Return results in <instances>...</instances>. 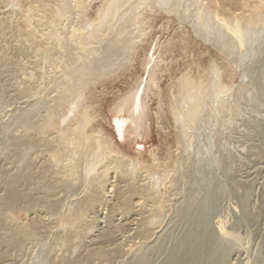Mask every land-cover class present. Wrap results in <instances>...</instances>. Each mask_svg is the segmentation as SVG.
I'll use <instances>...</instances> for the list:
<instances>
[{"label": "bare ground", "instance_id": "obj_1", "mask_svg": "<svg viewBox=\"0 0 264 264\" xmlns=\"http://www.w3.org/2000/svg\"><path fill=\"white\" fill-rule=\"evenodd\" d=\"M97 3H100L98 8ZM263 3L264 0H56L53 5L50 3L54 9L52 7L45 15L36 7L37 11L30 10L31 6L26 14L20 11L17 14L12 11L15 9H9L11 4L7 0H0V79L9 71L8 74L15 78V88H12L16 96L20 98L25 94L30 101L36 97L46 105L38 123L32 122L30 112L22 114L25 133L22 131L23 136L18 134V138L8 141L9 152L0 165V264L22 260L25 254L50 238L56 241L57 250L52 252L49 261L45 256L37 258L40 260L37 264H112L132 254L128 264H157L147 256L148 246L160 234L164 216L169 210L171 212L176 195L181 194L176 188L177 176L170 179V175L157 166L156 160L154 166L131 159L110 143L111 140H106L102 130L88 120L86 109L89 107L86 105L94 93L89 86L129 60L127 56L141 36L147 13L154 24L159 21L157 16L161 12L171 15L172 8L173 12L183 15L191 11L190 14L200 21L199 25L215 31L216 47L222 55L233 60L246 42L253 47L261 36L264 38ZM93 12L95 19L91 17ZM14 15L26 25L25 33L7 32L9 20ZM252 55H257L258 62L251 64L245 74L250 87L245 90L241 86L234 100L222 98L219 109L224 112V119L219 118L220 121L230 120L229 114L234 115L239 96L241 94L242 98L245 92L256 101L252 104L254 111L264 110V48L253 49ZM229 71L227 76L231 75ZM7 73L5 83L13 81L11 75L8 80ZM192 80L184 76L177 103L182 99L184 102L176 106L177 117L191 128L190 131L198 127L203 117L208 124V120L214 118L211 115L216 114L212 113L215 108L210 110L207 88H201ZM5 91L0 85V107ZM19 98L17 101L23 100ZM131 100V112L135 114L139 106L137 95L122 102L119 109L129 107ZM215 133V136L210 134L214 136V145L213 149L208 146L210 159L204 171L199 165L205 154L192 155L193 167L189 174L195 177L196 188L179 211L188 223L161 264H230L235 254L240 262L244 260H241V251H236L232 244L240 222L227 229L224 220L219 219L221 184L212 177V168L215 161L222 158L226 145L222 142V134ZM261 134L264 144V129ZM251 151V155L264 164L263 147L251 148ZM222 159L227 164L224 157ZM225 166L226 176L229 165ZM248 171L249 176L256 172L254 167ZM262 176L264 178V171ZM246 186L240 196L243 206L251 197V188ZM261 196L257 207L259 213H264V191ZM14 212L25 214V217L17 218ZM46 245L42 244V248ZM52 247L49 246L50 251ZM38 248L41 249V245Z\"/></svg>", "mask_w": 264, "mask_h": 264}, {"label": "rangeland", "instance_id": "obj_2", "mask_svg": "<svg viewBox=\"0 0 264 264\" xmlns=\"http://www.w3.org/2000/svg\"><path fill=\"white\" fill-rule=\"evenodd\" d=\"M7 1L12 6H10L9 9H15L12 11L17 14H19V11L21 14H26V10L31 6L30 10H34L32 8L36 7L37 10H40V13H44L45 15H48L52 7V10L55 7H50V3L54 4L56 2V0ZM90 1L93 0H89V2ZM94 1L96 2V0ZM47 4H49V7ZM255 5H262V3H256ZM98 6H100V3L96 4L97 8ZM169 7L171 8L172 4ZM97 8H95V10ZM173 9L174 8L171 10V15H168L166 12H161L157 16L159 21L154 24H152L149 19L150 16L148 13H145L147 17L145 16L146 19L144 23L147 25L148 21L150 25H147L149 26L147 28L143 23L140 35L144 36L145 33L148 34H145V37L142 36L145 39L140 36L138 41L135 42L131 53L127 56L126 60H128V58L129 60L122 62V64L118 66V69L104 75L103 78L101 76L98 81H96L97 85L92 84V86H89V90H94V93L91 96L92 98L90 97L88 99L89 101H87V103H89L86 105V107H89L86 109V111L88 110V120H92L91 124L95 123L96 128L101 129L105 134L104 137L107 136L106 140H111L110 143L114 144L117 149H120L123 154H126L131 159H136L144 164L154 166L156 165V160L158 162L157 166L166 171V173L170 175V179H175V175L177 176L176 188L178 193L181 192V194L179 193L178 196L176 195L177 200L173 204L175 208L171 206V212L169 210L166 213L167 215L164 216L165 219L163 220L165 221L164 223L162 222L163 225L160 229V234L155 238L153 243L148 246L149 250L147 256L150 261L154 260L152 263L157 262V264H161L163 260H166L172 251L171 249L174 248L180 235H182L185 225L188 223L184 214L179 211L181 208H184L183 206H185L189 196L192 195L196 188L194 184L195 177L189 174L190 167H193L192 155H196L197 152L205 154L201 157L202 163L199 165L204 171L207 166L206 162L210 159V154L208 153L210 149L208 148L210 147L213 149L214 145L213 137L215 135L213 133H219L221 131H219V129H222L219 134H222V142L224 146L226 145L222 158L224 157L227 164L220 158L215 161L214 167L212 168V177L221 184L220 193L218 194L219 219H221V221L224 220L222 222L227 229L236 226L240 222L241 225L237 231L238 235L236 234L235 237L237 239L233 238L232 244L236 246V251H241L243 254L241 260L244 259L240 262L235 254L230 258V264H264V213H259L260 209L258 210L257 207L264 191V178L262 176L264 164L259 163V161L256 160V156L251 155L253 154L251 148L263 147L264 149L261 134L262 129H264V110L260 109L261 111H259L258 109V111H254L253 105L256 104V101L250 99L246 92L242 94L243 99L240 94L237 104L238 108L233 112L234 115H230L231 113L229 114V121H220L221 118L224 119L222 115L224 112H221L219 109L220 103L223 101L222 98L225 97L224 99L227 101L229 99L234 100L233 98H236L237 91L241 89V86L245 90L250 87L248 76L245 74L251 64L258 62L257 55L255 57L252 55V52L253 49L257 47L259 49L260 47L264 48V38L261 36V39L253 44L254 48L250 43L246 42L244 46L239 49L238 56L231 60L222 55L221 50H218V47H216L215 31L199 25L200 21L197 19L196 15L190 14L191 11H187L183 15L175 10L173 12ZM91 17L95 19L96 14L93 12ZM225 18L229 19L227 15H225ZM9 21L11 22L8 25L7 32H26V25L15 15L13 18H10ZM143 28H145V31L148 30L146 32L144 31V33ZM141 41L144 42L141 44ZM0 64L1 71L2 63ZM227 71H229L231 75L227 76ZM6 73L7 72L3 73V75H6ZM8 73L10 72L8 71ZM8 73L6 77L9 80L11 74ZM5 75L1 78L4 80L0 79V81H2L0 85L4 86L6 90V93L2 96L4 99L3 104L0 107V165L7 156L6 153L8 154L9 152L8 141L12 138H18V134L20 137L23 136L24 134L22 135V131L25 133L23 128L26 125L24 120H21L22 114L30 112L32 122L38 123L41 121L38 120L40 114H42L46 106L45 101H43V103L36 97L32 98L30 101L25 94H23L24 97L22 95L20 96V98L23 99L21 100L19 96L15 95V89L12 88V86L15 88V78L11 75L10 80L13 79V81L8 82L7 80L8 83H5ZM185 75L190 81L193 79L192 81H195L194 83H199L201 88H207V100L214 104L212 107V104L208 103L209 106H211L210 110L212 111V108H215V111L217 110V112H214V110L212 111V113H216L215 116H217L211 115V117L214 118L208 120L211 122L210 125L209 122L205 124L206 120L203 117L202 120L204 122L202 120L201 122L199 121L198 127L192 129V131H190V127L188 129L185 123V125H183V120H179V117H177L178 113H176V110L178 111L176 106L177 104L180 106L181 102L180 100V102L177 103V99L178 101L180 99L179 90L181 81ZM219 90H221V92ZM135 95L139 97V106L135 114L131 112L132 100L130 102V108L126 106L123 109H119L122 102H127L126 100L129 98L133 99ZM7 97L9 99H7ZM18 98L20 101H17ZM26 98L28 100H26ZM183 102L184 99H182L181 105ZM3 107L4 109H2ZM244 108H246V111ZM1 109L4 111L1 112ZM32 109L33 111H30ZM219 110L221 112L220 116L218 113ZM221 122L223 123V128L220 125ZM138 126H140V128H138ZM206 126L208 127L206 128ZM217 126L218 128H216ZM136 127L138 130H136ZM209 136H211L212 139L209 138V141H207L206 139H208ZM210 140L212 141L210 142ZM207 143L209 145H207ZM182 156H185V158ZM225 165H229V173L226 176L224 174ZM253 167L256 172L249 176L248 170H251ZM178 176H180V178ZM246 185H248V188L249 186L251 188V197L249 199L250 202L248 201L245 207L240 202V196L246 191L244 189V187H247ZM177 190L175 189L176 193ZM251 213L254 215H252L253 217L247 215ZM16 214L18 213L14 212L13 215L17 218L23 219L25 217V214ZM181 214L183 216H181ZM52 241L55 240L50 238L43 241L40 244L41 249L38 248L40 245H38V247L36 246L31 253L25 254L22 260H14V264H22L23 260L24 264H37L36 261L40 262L37 258L42 259L43 256L49 261L50 255H52V252L55 251V249L57 250L58 247L54 245L56 241L54 243H52ZM42 244H47V247L44 246L45 248H42ZM52 245V251H50L51 248H49V246L51 247ZM36 249L41 251L40 254L37 253L39 250ZM151 250L154 252L156 251V253L153 252L154 255H152L153 253ZM158 250L160 252H157ZM31 254L32 256H30ZM132 255L125 256V258H123L124 261L121 258L122 260L120 259L119 262L114 261L112 264H128L127 262L131 259ZM257 257H259L258 261ZM12 261H7L6 264H13Z\"/></svg>", "mask_w": 264, "mask_h": 264}]
</instances>
